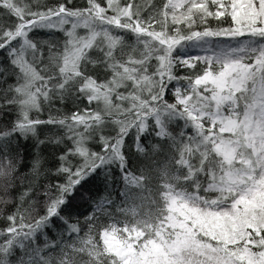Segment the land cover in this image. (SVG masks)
I'll return each instance as SVG.
<instances>
[{
	"label": "snow or ice",
	"instance_id": "snow-or-ice-1",
	"mask_svg": "<svg viewBox=\"0 0 264 264\" xmlns=\"http://www.w3.org/2000/svg\"><path fill=\"white\" fill-rule=\"evenodd\" d=\"M0 8L16 18L0 23V106L12 101L21 129L65 127L76 154L86 153L45 190L44 215H30L15 197L21 160L0 143V210L18 205L0 216V264L17 246L29 252L19 264H264V0H0ZM39 31L62 33V48ZM69 97L75 107L64 113L54 102ZM173 111L195 130L176 166L200 169L202 187L170 182L150 222L82 224L87 175L109 157L126 160L122 141ZM102 120L117 123L118 137L95 154L81 142ZM44 229L57 238L44 235L40 246ZM48 248L59 249L55 258Z\"/></svg>",
	"mask_w": 264,
	"mask_h": 264
},
{
	"label": "trees",
	"instance_id": "trees-1",
	"mask_svg": "<svg viewBox=\"0 0 264 264\" xmlns=\"http://www.w3.org/2000/svg\"><path fill=\"white\" fill-rule=\"evenodd\" d=\"M46 2L54 3V0ZM76 2L79 3L80 0ZM15 22V17L5 14V10L0 8V23ZM37 35L45 40L54 39L56 48H62L64 39L62 33L57 32L53 35L39 31ZM190 51L193 54L199 52L197 49ZM2 59L4 57L0 56V60ZM8 82L14 83V77L9 78ZM166 98L169 102H175L171 98V93H167ZM54 103L56 107H61L64 113L72 112L75 107L73 97H69L62 105L59 101ZM83 106L82 104L81 107ZM47 115L48 111L45 110L42 116L46 118ZM161 121L162 123H157L155 116L149 117L146 131L122 141L121 155L127 157L126 160L117 162L109 157L87 175V180L91 181L89 187L92 192L87 194L88 201L80 209L84 213L81 217L82 224L94 220L95 224L100 226L120 223L118 226L123 227L124 224L150 222L164 209V196L170 182H175L173 187L179 185L189 192L194 186L202 187L204 180L198 176L200 169L193 166L190 175L183 167L176 166L177 148L182 146V138L185 136L195 138V130L192 129L188 118L173 111L162 113ZM19 123L12 101H9L7 106H0V143L18 154L21 160L19 165L21 175L16 185L15 197H23L19 203L30 215L38 213L43 216L49 206L45 199V190L57 182L63 183L66 180V175L61 171L66 161L73 166L80 165L86 159V153L84 156L76 154L73 149L74 141L69 138L63 126L43 123L32 130H27L17 127ZM161 128L163 132L160 131ZM117 137V123L102 120L90 130L89 135L81 143L86 150L101 154L108 141ZM70 150L73 151L71 156L68 155ZM93 177H96L94 181ZM83 182L82 179L81 183ZM25 190L28 192L27 195ZM17 206L15 202L7 205L0 210V216L13 212ZM5 227L6 221L0 218V229ZM44 235L52 239L57 238L55 232L44 229L43 233L36 237L37 245H44ZM3 239L4 237H0V241ZM32 246L29 242L28 248ZM58 251V248H48L44 255L55 258ZM28 255L27 249L17 246L8 256L9 264H19L21 258L26 260Z\"/></svg>",
	"mask_w": 264,
	"mask_h": 264
}]
</instances>
